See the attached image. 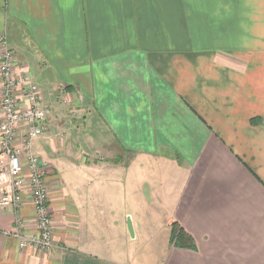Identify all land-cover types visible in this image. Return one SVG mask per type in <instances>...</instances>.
Wrapping results in <instances>:
<instances>
[{"label": "crops", "instance_id": "obj_1", "mask_svg": "<svg viewBox=\"0 0 264 264\" xmlns=\"http://www.w3.org/2000/svg\"><path fill=\"white\" fill-rule=\"evenodd\" d=\"M232 2L178 47L171 0H0L12 76L50 110L52 221L22 249L27 197L0 209V264H264V0Z\"/></svg>", "mask_w": 264, "mask_h": 264}, {"label": "built area", "instance_id": "obj_2", "mask_svg": "<svg viewBox=\"0 0 264 264\" xmlns=\"http://www.w3.org/2000/svg\"><path fill=\"white\" fill-rule=\"evenodd\" d=\"M0 51V209H12L17 214L26 196L33 213V230L28 232L16 217L11 236L22 249L47 252L52 247V221L44 185L46 164L31 153V146L45 133L50 110L28 76L13 78L14 54L4 35H0ZM19 91L23 97L21 109Z\"/></svg>", "mask_w": 264, "mask_h": 264}, {"label": "rangeland", "instance_id": "obj_3", "mask_svg": "<svg viewBox=\"0 0 264 264\" xmlns=\"http://www.w3.org/2000/svg\"><path fill=\"white\" fill-rule=\"evenodd\" d=\"M171 10L173 14L176 16V25H177V39H178V47L180 45H188L191 44L192 40H195L194 36L192 35V32H199L202 28V24L200 23H205L206 18H215L213 16L217 12V4H218V12H222L224 9L223 3L225 2L226 4L233 3L232 0H171ZM235 5H225V11L226 12H232V9ZM236 7V6H235ZM193 16V21H191V17ZM204 20H200L201 18ZM209 23L208 25L210 26V29L216 28V23L217 21L213 19L207 20ZM214 25V26H212ZM188 39V43L186 40ZM201 44V42H200ZM77 114L73 115L74 121L80 122V120L77 118ZM75 139V138H74ZM76 140V139H75ZM86 148H82L81 152H85V155H88L87 153L89 152V148L85 146ZM77 152V151H75ZM83 155V154H82ZM130 157V156H129ZM129 237H131L129 235Z\"/></svg>", "mask_w": 264, "mask_h": 264}, {"label": "trees", "instance_id": "obj_4", "mask_svg": "<svg viewBox=\"0 0 264 264\" xmlns=\"http://www.w3.org/2000/svg\"><path fill=\"white\" fill-rule=\"evenodd\" d=\"M171 241L176 247H193L191 238L187 235L178 225L172 224L171 226Z\"/></svg>", "mask_w": 264, "mask_h": 264}]
</instances>
